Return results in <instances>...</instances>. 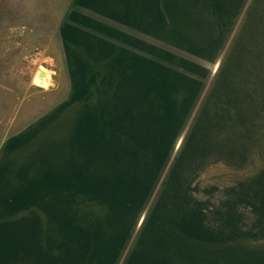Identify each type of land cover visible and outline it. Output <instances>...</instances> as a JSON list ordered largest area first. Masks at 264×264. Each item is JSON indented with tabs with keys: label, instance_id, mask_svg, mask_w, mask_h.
<instances>
[{
	"label": "rangeland",
	"instance_id": "1",
	"mask_svg": "<svg viewBox=\"0 0 264 264\" xmlns=\"http://www.w3.org/2000/svg\"><path fill=\"white\" fill-rule=\"evenodd\" d=\"M263 92L264 0H0V163L41 176L42 263L264 264Z\"/></svg>",
	"mask_w": 264,
	"mask_h": 264
},
{
	"label": "crops",
	"instance_id": "2",
	"mask_svg": "<svg viewBox=\"0 0 264 264\" xmlns=\"http://www.w3.org/2000/svg\"><path fill=\"white\" fill-rule=\"evenodd\" d=\"M244 92L243 122L256 123L257 99L249 86ZM224 97L229 107L232 106L230 99L238 100L237 95ZM263 110L264 92L258 101V112L262 111V120H258L261 124L258 130L262 131L259 137L263 136L259 148L264 151ZM228 121L227 117L221 118L222 125ZM252 137L259 138L255 134ZM30 170L23 165L0 163V264H43V181L41 176L37 178L36 170L30 176ZM260 175L264 180V168Z\"/></svg>",
	"mask_w": 264,
	"mask_h": 264
}]
</instances>
